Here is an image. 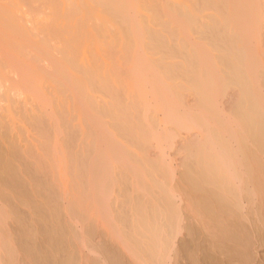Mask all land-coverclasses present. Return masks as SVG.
Listing matches in <instances>:
<instances>
[{
    "label": "bare ground",
    "instance_id": "6f19581e",
    "mask_svg": "<svg viewBox=\"0 0 264 264\" xmlns=\"http://www.w3.org/2000/svg\"><path fill=\"white\" fill-rule=\"evenodd\" d=\"M169 1L0 0V82L4 88L0 94V216L4 214L5 217L6 213H16V210L22 209L25 215L28 213L25 218L30 224L29 221L33 220H29L28 216L38 212L45 214L51 210L52 189L49 191L51 180L48 183V176L52 172L48 170L45 154L40 148L52 147L53 140H57V133L65 129L71 136L76 130L81 134L76 146L67 147H93L88 154L85 152L83 156L73 158V162L77 168L75 171L85 177L88 184L86 188L90 189L95 208L100 214L107 213L110 209L109 187L114 180L115 166H126L136 178L144 168L133 165L135 161L133 159L132 162V156L125 148L128 147L126 140L119 141L116 133L109 130V123L102 118L112 116L110 119L113 118L116 123H111V127L114 126V130L121 128L130 138L135 130L133 127H136L133 120L137 114L134 117L130 113L121 114L126 97L129 98L126 99L129 101L126 106L129 108L130 105L135 108L133 110L139 111L138 118L141 115L140 119L142 117L145 121L138 127L144 137L158 144H174L176 137L183 131H205L206 137L194 148L197 149L195 154L199 151L200 157L197 161L195 159V167H187L190 170L187 175L184 174L188 179H184H190L191 189L199 193V211H205L210 226L216 232L211 243L199 248L203 249L202 256L192 258V263L264 264V162L261 159V155H264V71L261 70V58L254 46L263 4L261 0H178L174 4ZM100 5L105 15L103 21L99 17L102 15L94 11ZM141 7L152 10L149 13H155L151 14L158 19H165L156 20V17L139 10ZM41 13L43 16H40ZM114 18H120L121 21H117L127 25L111 30L107 25ZM95 19L98 21L95 22ZM202 19L204 21L200 23ZM166 26L172 31L167 34L173 33L176 37L181 32L188 37V28H197V32L211 35L206 37L201 33L205 36V42H196L190 50L188 57L191 56L189 61L192 66L190 71L185 69L186 74L190 72L186 75L188 78L181 74L184 70L180 73L183 67L180 64V68L178 62L174 61L177 65L173 61H163L164 57L153 59L148 56L152 51L147 50L159 52L171 44L170 36L164 34V30H168ZM101 36H105L102 42L99 41ZM206 44L217 50L220 47L222 53L213 55L210 50L213 51V48ZM92 46L97 54L89 52ZM170 46L173 49L174 46ZM172 49L174 53L179 51ZM172 56L175 58L176 53L168 57ZM224 68H228V74ZM260 71H263V75H259ZM178 72L187 81L190 79L188 84L196 88L198 98L194 101L189 99V95H184L187 90L192 93V88L185 89L186 84L180 82L181 75ZM259 76L263 77L262 82ZM227 85H236L241 92L236 111L233 110L234 120L225 116L218 105V92ZM53 99L57 101V112H50L45 103ZM21 130H25L27 135H22ZM30 147H40V150H31ZM167 195L165 200L170 203V194ZM172 205L175 210L169 208L171 214L168 211L166 214L170 215L171 223H168L171 228H168L169 240H164L163 236L162 241L166 242L160 243L158 240L161 239L158 238L163 230L158 227L162 230H156L160 232L158 236L154 228H148L155 232L157 238V245L150 241L152 237L150 240L147 238V241L154 243L151 247L158 249L159 257L155 255L156 249L149 251V254L155 251L150 256L152 259L154 255V258L158 257V264L170 263L174 234L180 232L179 221L183 220V215L176 209V201ZM192 213L194 216L195 212ZM156 215L160 216V213ZM5 219L0 218V228L4 224L9 226ZM8 235V238L5 236L9 240V249L6 251L15 262L19 256L15 245L17 242H14V235ZM141 238L138 243L145 239ZM147 241L144 242L145 246ZM0 243V248L6 247H3L5 240H0ZM149 245L152 244L148 242ZM106 250L102 255L105 260L103 264H126V261H122L124 255L119 247L110 244ZM132 251L128 249L129 254L133 255Z\"/></svg>",
    "mask_w": 264,
    "mask_h": 264
},
{
    "label": "rangeland",
    "instance_id": "374dc122",
    "mask_svg": "<svg viewBox=\"0 0 264 264\" xmlns=\"http://www.w3.org/2000/svg\"><path fill=\"white\" fill-rule=\"evenodd\" d=\"M177 1L178 0H170L169 2L174 4V2H177ZM261 3L263 4L262 5V11H261L262 16L260 18L259 25L256 29L257 30L256 35L254 36V39H255L254 44H256L254 46L257 48V49L255 48V50H256V52L259 53V55H258L259 58H261V62H262L261 70L264 71V18H262V17H264V10H263L264 9V0H261ZM94 5H95V3H94ZM196 7H198V6H196ZM141 8L139 10H143L144 13H147V15H150L151 17L155 14V13H152L153 12L152 10H150V11H152L151 13L153 15L151 13H149L150 11H148L147 9L144 10V8H142V9ZM102 9H103V7H101V5H100L99 7H95V10L94 9L93 10L95 11V13L98 11V13H97L98 15H99V13L102 15L99 17H101L102 18L101 20L103 21L104 20L103 17L105 15H104V12H102ZM88 11L92 12V10H88ZM144 15H146V14H144ZM40 16H43L42 13L40 14ZM154 17L157 18V16H153V18ZM144 18H145V16H144ZM161 18H159V19L161 20ZM111 19H112V17H111ZM159 19L157 18L156 20H159ZM163 19H165V17H163ZM98 20L95 19V22ZM117 20L121 21L120 18L119 19L114 18L113 19L114 22L111 20L107 26L110 27L111 30H113L114 28L121 27V26L123 27V26L127 25V23L126 24L120 23V21H117ZM161 21H158V22H161ZM203 21H204L203 19L200 20V23H203ZM96 24H99V23L97 22ZM260 25L263 27H261ZM165 28L168 30H164L166 32V33L164 32V34L172 32V31H170V28H167V26ZM203 28L206 29L204 25H203ZM194 29L191 28V30H190L188 28V34H189L188 37L184 36L182 34V32L180 35L177 34L178 37L174 36L173 33H171L173 36L171 34H167V36L168 37L170 36V38H171V39L169 38V40H170L169 42L171 43L170 45L174 46V47L172 46L173 49L170 48L171 47L170 45H168L169 46L168 48L162 49L159 52H158V50L153 51L152 49L151 50L149 49V50H147V52L148 51L149 52L152 51V52L150 54L148 53V56L150 55L149 57H152L153 59H157V58L159 59V57L163 59V57H164L163 61H165V62H172V61H173V63L178 62L179 65L177 63L176 64L178 66H180V64H181V66L183 67L182 70H180V73L185 71L184 73H181V74H184L185 76L188 75V73L190 74L189 68L192 66V64H191L192 62H191V60L189 61V58H191V56L190 57H188V56L191 53L192 48H194V45L196 42H205V41H203L205 36H202V34L206 35V37L211 36V35H209V33H203L201 31V33H202L201 34V33H199L200 31L197 32L199 30L197 28H196L197 30L196 29L194 30ZM261 32L263 33V35ZM197 33H199V34H197ZM105 36H103V38ZM200 36L202 38L199 39ZM103 38L101 36V39L99 41L102 42L101 40ZM146 42H148V39H146ZM93 43L95 44V42H93ZM94 44H93V46H94ZM98 44L99 43H97V45ZM97 45H95V46H97ZM93 46H92V50L88 49V47H87V49L89 50V52H92L93 54H97V52H96L97 50H95V48ZM207 47H211V45L208 44ZM175 48L179 49V51L176 50L175 53H176L177 57L175 56V58H173L174 56H172V58H173L172 59L171 57H168V56L175 54L173 51L170 50V49L174 50ZM211 48H213V47H211ZM210 50H211L212 54L215 56L222 53L220 51V47L218 50L215 48H213V51H212V49H210ZM154 52L155 53L157 52V54L154 55L155 54ZM160 52H162V53L159 54ZM171 52L173 54H169ZM162 54H163V56H162ZM174 61H176V62H174ZM181 66H180V68H181ZM115 68L113 67V69H115ZM185 69L189 70L187 74H186ZM224 70H225V72H227V74L229 73L228 68L227 69L224 68ZM113 71H116V70H113ZM263 71H260L261 73L259 72V75L262 74ZM225 72L223 74L227 75ZM178 74H179V72H178ZM181 74H179V75H181ZM181 76L179 79H180L181 83H183L184 85L186 84L185 89H186V87H187V89L192 88V93L190 90H187V91H185L184 95L185 94H186V96L189 95L188 96L189 99L194 101L196 97L198 98V92H197L196 88L194 89L193 85L191 83H190L191 86H190V84H188V81L190 79H188V81H187L185 76L184 77H183V75H181ZM120 78H121V76H120ZM181 78H185L186 80L181 79ZM262 78H263L262 76H259V79H261V81L259 80L260 82L263 81L264 78L263 79ZM179 79H178V82H179ZM120 81H121V79H120ZM1 83H2V81L0 82V85H1L0 86V94L3 93V89H4L3 83L2 84ZM227 86H228V88H227ZM227 86L222 87L221 90L218 92V95H217L218 105L220 106V109H222L223 114L225 116H227L229 118L232 117V120H234L235 118L233 115L234 114L233 110L236 111L235 107L238 105L237 102L240 100V93L241 92L239 90L240 88L236 85H227ZM237 88H239V89H237ZM195 91L197 93H195ZM262 91H264V87H262ZM183 92H184V89H183ZM101 96H103V95H101ZM107 98L109 99V97H107ZM126 99L129 100V98L125 97V102H124L123 107L120 106V107H122V109L120 110L121 114L125 115L126 113L127 114L130 113L131 116H133V117L136 114L138 115L139 111L133 110L135 108H133V107L131 108L129 104H128L129 108L126 106L127 102H129ZM54 100L55 99H53V101H51V102H50V100L48 102L47 101L45 102L46 105L48 106V109L51 110L50 112H52L54 110L56 111L58 108V105H56L57 101L55 102ZM56 112H54V113H56ZM123 112H125V113H123ZM133 112L135 114H133ZM54 113H53V115H54ZM137 115H136L137 119H136V117H134V120H133V117H132V120H133V122H135L136 125L134 123L133 124L136 127H133V128H135V130L134 129H133L134 131L132 130L133 134L131 133L130 138L127 134H125V132L121 128L117 127L118 128L117 130H119V132H118L116 129L114 130V128H115L114 126L111 127V125H113L111 123H114V119L113 118L110 119L112 116L109 117L108 115H106V117H104V116L102 117L103 121H105V122L107 121L106 122L107 124L109 123L108 127L109 126L111 127V128L109 127V130L114 134L116 133V137L119 141H125L126 140L127 143L126 142L125 143H126V145H128V147H125V148L128 151V153L132 156V157L130 156L132 159V162L135 161L133 163V165L138 166L137 168H139V169L144 167L143 169L140 170V174H139V176L142 175L143 177L137 176V178H136L133 175V172L129 171L130 169L128 170L126 168V166L123 167L122 164H117L118 167H117V165L115 166L114 171L116 170L115 171L116 174L113 171L114 180H112V183H111L112 185L110 186L111 189L109 187V190H110V197H109L110 209L105 214L104 213L102 214V212H101V214L103 216H101L100 212L95 208L93 202L91 201V194H90L91 192H90V189L88 190L89 187L86 188V186L88 184H87V182H85V177H83V176L81 177V175H79L78 171H75V170H77V168L75 167V164H74L75 161L73 162V158H75L77 156H83L85 154V152L88 154L90 151H92L93 147H67L68 145L69 146H76L78 144V142H79L78 138H80V135H81L80 131H77V130L74 132L72 131L73 136H71V134L68 133L67 129H65L62 132L59 131L57 133V135H58L57 140L56 141L53 140L52 147H41V148L40 147H30L31 150H34V149L38 150L39 148L41 149V152H43L45 154V160L47 161L48 170L50 171V173L52 172V174H49V176H48V178H49L48 181L51 180V183H50V181L49 182L47 181L48 183L51 184L49 186L47 184V186L49 187V191H50V189H52L51 190V197H50L51 198V202H50L51 208L50 209L52 211L49 210L50 213L45 212V214H44V212L43 213L38 212L35 214L33 213L32 216L30 215L31 217L28 216V218H30L29 220H33V221H31L33 224L30 221H29L30 224H28V222H27L28 219L25 218V217H27L28 213L25 215V213L23 212L22 209L18 210V212L16 210L17 214L14 211V212L6 213L5 217L3 216L4 214L0 216L1 220L6 218L5 222H6V224L8 223V225H9V226H6L4 224V226H3V224H2L3 228L2 227L0 228V235L2 234L0 236V240H5L3 247H4V245L7 247V248L6 247L0 248V264H61V263L62 264H69V263L70 264H103L105 262V260H104V257L102 255L104 254L106 249H109L110 244L111 245L113 244L116 247H119L120 252L123 253V255H124V260L122 259V261H126V264L127 263L130 264L131 262H132L131 264H134V263L135 264H158L159 263L158 257L160 256L157 253L158 249H156L155 246L154 247H151V246H153V244L156 242L155 239H157V238H155L156 237L155 235L159 236V233L162 230H163L161 232L162 234H160V236L158 238L161 240H158V241L159 242L161 241L160 243H163V241L166 240L165 238H167V239L169 238L168 232H170L169 229H171V228L168 225L169 224L171 225V223L169 220L170 215H166V214H167V211L169 214H171V211L175 208L174 205H172V203H174V201H176V206H178V208L176 207V209L179 210L181 212V214L183 215V220L179 221L180 232L177 231L178 233L174 234V238H175L174 242L175 243H174V246L171 250L170 263H168V264H191L192 258H195V256H199V255L202 256V253H203L201 251V249L203 248L202 245L205 246V245L211 243V241L214 239L213 234H215L216 231L214 232L215 229L212 228V226H210L211 223L209 222V220H207L208 218L206 217V215L204 213L205 211H201V212L199 211L200 209L198 207L200 205V201H198L199 199L197 197V196H199V193H196L193 191V189H191V184H190L191 181H189L190 179L187 180L188 177L186 176L187 175L186 173L189 169L187 167H189V165H193L195 167L196 164L194 165V163H196L198 157H200L198 155L199 151L195 154L197 149H194V148L200 144L201 139L204 140V137H206L205 131H202L199 129H193L192 132L190 131L188 133H187V131H185V132L183 131L182 134H180L176 137L174 144L173 143H172V145H168L166 143L158 144L153 139L146 138V136L144 137V135L141 132V129L138 127H139V125L144 124L145 121H143L142 117L140 119L141 115L139 116V118ZM121 117H123V116H121ZM236 127H237V125H236ZM70 128H71V130L74 129L72 125H70ZM87 131H88V129L86 130V132ZM20 132L22 135L25 136V134H26L25 130H21ZM123 132H124V134H123ZM87 134L89 137V132ZM84 136L86 139H88L86 135H84ZM131 136H132V138H131ZM89 140H90V137H89ZM89 140H87V141H89ZM85 142H86V140H85ZM195 155H196V157H195ZM261 157H262L261 158L262 161L264 162V160H263L264 155H261ZM133 159H134V161H133ZM195 159H196V161H195ZM159 162L161 164L158 166ZM154 165H156V169H157L156 171H155ZM191 168H192V166H191ZM151 171H153V172L151 173ZM76 173H78V174H76ZM50 176H51V178H50ZM52 177L55 179H53ZM184 177L185 178L187 177V179H184ZM140 181L142 183H140ZM140 184H142V185H140ZM187 185H189V186H187ZM161 186H163V187L165 186L166 190L168 189L167 193H166V190L163 189V187H161ZM168 192L170 194V200H171L170 203L165 200L166 199L165 197L168 194ZM169 194L167 196H169ZM196 194H198V195H196ZM59 195H60V197H58ZM173 195H174V197H173ZM49 201H50V199H49ZM167 203H169V207H168ZM139 204L141 205V207ZM142 205H143V209H142ZM170 205H171V207H170ZM169 208H171V209L173 208V209L170 210ZM21 210H22V212H21ZM157 210H159V212ZM190 211H191V213H190ZM138 212H140V213H138ZM192 212H195L194 216L192 215L193 214ZM157 213H160V216L156 215ZM6 215H7V217H6ZM143 215H144V217H143ZM188 215H190V217H188ZM201 215H203V216H201ZM161 216H162V218H161ZM204 216L206 217V219ZM31 218H33V219H31ZM185 218H187V219H185ZM199 218H200V220H199ZM109 219H111L112 221ZM134 219H135V221H134ZM162 219H163V221H162ZM164 220L166 221V223ZM201 220L204 222H202ZM139 221L140 222L143 221V222L140 223ZM160 222H162V223H160ZM2 223H3V221H2ZM156 223H158L159 225ZM164 224H166L164 226V227H166L165 229H163ZM28 225H31V226H29V228L31 230L30 229L28 230ZM138 225H139V231L141 230L140 232H142L141 234L138 231ZM160 225H161V227H160ZM93 226H94V228H93ZM141 226H143V227H141ZM145 226H146V229H145ZM90 227H91V229H90ZM158 227L161 228L162 230L161 229L159 230ZM209 227H211V228L209 229ZM148 228L149 229L154 228L155 230H153V231H155L156 233L153 232L152 230L151 231L148 230ZM187 228H189V229H187ZM32 229L34 231H32ZM211 229H212V231H211ZM27 230L30 232H27ZM156 230L157 231L159 230L160 232L158 233ZM117 231H119V232H117ZM149 231L152 233H149ZM137 232H139L138 233V235L140 234L139 236L137 235ZM10 233H11V235H14L13 236L14 242L15 243L17 242L16 244L13 242L16 245V248L18 249V254H19L18 258L16 259L17 261H15V262H13L11 260L9 253H7V251H6V249H9L8 243H7V242H9V240L7 238L9 237L8 234H10ZM28 233H30L29 234L30 236L28 235ZM154 233H155V235H154ZM142 234H145V236ZM146 234H147V237H146ZM35 235H36V237H35ZM175 235H176V237H175ZM5 236H7V238ZM137 236H138V238H137ZM141 236L143 239L145 238L146 241H147V238L149 239L152 237L151 240L150 239L149 240L151 242H154V243H150V241L148 240L147 244L149 242V244H152V245L147 246V244H146V246H145L144 245V242H146L145 239L141 240V242L138 243L140 241L139 238H141ZM163 236H164V240L162 241ZM203 236H204V239H203ZM152 239H153V241H152ZM1 242L3 243L4 241H1ZM159 242H158V244H159ZM164 242H166V241H164ZM2 243H0V245ZM133 244H135V245H133ZM140 244H142L141 246H143V248L140 246ZM32 245H34V246H32ZM138 245H139V247H141V249L139 247H137ZM155 245H157V242ZM195 246H198V248ZM1 247H2V245H1ZM132 247L134 249H132ZM135 247H137L138 253L136 252ZM200 247H202V248L199 250ZM67 248H68V250H67ZM100 248H102V249H100ZM128 249L134 250L132 252L134 254L136 253L137 257L134 254L132 255V253H130L131 254L130 255L129 252H131V251L129 250V252H128ZM143 249H145V250H143ZM150 249H156L155 251L157 254H155V255L158 256L157 257L158 261L156 258H154V257H156L155 255L153 257V259H154V261H153V259L151 257L153 256L155 251L152 254H149L150 253L149 251H151ZM28 250H30V251H28ZM25 251H27V252H25ZM8 252H10V250ZM147 252L149 254V255L147 254L148 256L146 255ZM192 254H193V257H192ZM150 255H152V256H150ZM125 256H127L126 259H128V261L125 259ZM131 256L133 258H131ZM68 257H69V259H68ZM138 257H140L141 259H139ZM131 259H132V261H131ZM139 260H141V262ZM113 264H116V263H113ZM117 264H119V262Z\"/></svg>",
    "mask_w": 264,
    "mask_h": 264
}]
</instances>
